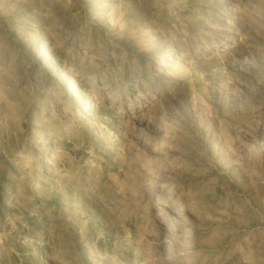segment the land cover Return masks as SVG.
I'll return each instance as SVG.
<instances>
[{
	"label": "rangeland",
	"instance_id": "374dc122",
	"mask_svg": "<svg viewBox=\"0 0 264 264\" xmlns=\"http://www.w3.org/2000/svg\"><path fill=\"white\" fill-rule=\"evenodd\" d=\"M0 264H264V0H0Z\"/></svg>",
	"mask_w": 264,
	"mask_h": 264
},
{
	"label": "bare ground",
	"instance_id": "6f19581e",
	"mask_svg": "<svg viewBox=\"0 0 264 264\" xmlns=\"http://www.w3.org/2000/svg\"><path fill=\"white\" fill-rule=\"evenodd\" d=\"M91 94H93V93H91Z\"/></svg>",
	"mask_w": 264,
	"mask_h": 264
}]
</instances>
